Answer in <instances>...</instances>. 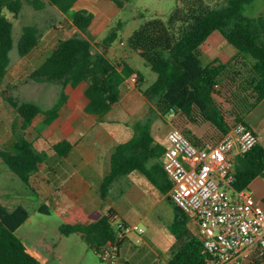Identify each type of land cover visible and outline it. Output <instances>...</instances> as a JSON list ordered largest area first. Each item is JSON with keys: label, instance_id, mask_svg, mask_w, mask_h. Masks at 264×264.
Returning a JSON list of instances; mask_svg holds the SVG:
<instances>
[{"label": "trees", "instance_id": "1", "mask_svg": "<svg viewBox=\"0 0 264 264\" xmlns=\"http://www.w3.org/2000/svg\"><path fill=\"white\" fill-rule=\"evenodd\" d=\"M79 0H0V85L4 82L16 48L24 57L40 42L41 33L36 25L23 28L18 39L14 23L5 10L17 18L28 4L37 11L48 5L57 7L67 15L79 33L58 41L51 54L30 75L34 82H48L62 86L59 102L45 110L34 102L20 101L11 92L12 86L1 92L5 102L11 105L21 118V129L26 131L39 115L50 126L59 117L68 99L65 90L77 88L86 82L84 111L104 118L120 101V89L133 75L137 76L139 90L152 104V109L168 118L174 110L178 129L199 149L208 150L237 124L244 123L249 114L264 104V16L251 17L245 8L256 0H178V5L167 21L154 18L146 21L129 37L126 45L138 53L149 65L157 78L147 88L141 87L144 74L128 62L111 59L107 54L94 53V37L89 29L95 15L82 9L70 13ZM120 9L131 0H110ZM221 35L235 49L228 62L215 59L203 65L202 46L214 32ZM112 32L104 44L110 48L117 39ZM53 151L66 156L71 149L68 140L51 145ZM165 148L157 143L149 131L140 125L133 137L120 144L112 160V170L104 179L100 193L106 200L112 183L120 176L138 170L167 193L172 182L163 163L157 160ZM2 161L28 186L41 165L49 159L46 150H38L28 138L20 137L10 148L0 149ZM158 170L162 184L150 169ZM264 177V146L258 143L251 151L237 157L233 187L248 189L258 177ZM175 219L170 230L175 237L169 264H203L206 255L199 235L192 234L187 223L189 216L175 203ZM264 205V199H263ZM50 213L49 207H40ZM115 212L97 209L92 212L75 207L62 215L60 232L69 237L79 234L82 240L97 254L100 249L114 242L121 249L130 239L118 237L114 225ZM29 219L23 206L9 210L0 203V264H44L29 253L17 236L19 228ZM122 264H134L124 261ZM251 264H264V246L252 256Z\"/></svg>", "mask_w": 264, "mask_h": 264}, {"label": "rangeland", "instance_id": "2", "mask_svg": "<svg viewBox=\"0 0 264 264\" xmlns=\"http://www.w3.org/2000/svg\"><path fill=\"white\" fill-rule=\"evenodd\" d=\"M177 5L178 0H131L125 8L120 9L110 0H79L70 13L87 9L95 15L93 25L89 29V34L94 37V53L102 51L104 40L112 32H117V39L111 44L107 55L113 60H120L125 53L130 54L129 64L140 70L147 78V81L141 84L145 89L155 81L157 75L138 53L129 49L126 43L134 31L146 21L154 18L167 21ZM5 14L14 23V34L17 39L23 28L28 25H36L40 30L41 38L39 45L28 55L20 56L16 48L11 53L12 61L8 74L0 85V149L10 148L24 136L32 141L38 150H46L50 158L47 163L41 165L40 171L34 174L30 186L26 185L0 158V203L9 210H14L18 206L28 210L29 219L16 234L27 247L55 245V251L47 255L48 264H106L98 259L93 249L79 234L66 237L60 232L62 215L70 204L66 202L64 205L61 204L63 200H59L53 192L55 187L51 168L55 167V152L51 142L57 141L60 133L66 128L59 125L48 127L43 122L44 116L39 115L30 128L22 131L21 118L14 108L4 101L1 94L8 85H11L12 95L16 99L34 102L45 110L51 109L59 102L62 86L48 82H34L30 75L51 54L59 40L78 34L79 30L67 15L52 5L37 11L30 5L24 4L17 18L7 10ZM245 14L251 17L264 16V0H256L253 5L247 6ZM202 51V61L205 66L216 57H220L219 61L224 62L222 55L236 53V49L218 31L210 35L202 46ZM135 79L136 81L131 82V87L137 94L135 107L125 110L123 105H119L113 112L112 118L125 121L127 124L140 122L149 128L154 125L164 134H167L173 126L177 127L174 119L169 121L166 116L154 111L150 102L138 95L140 84L137 76ZM70 92L73 94L76 91L70 90ZM250 120L249 117L248 121ZM160 198L162 199V196H159ZM170 201L169 197L160 202L146 197L138 203L136 210L144 215L147 214V217L139 222L146 233L139 235L150 237L158 234L159 231L167 232L166 228L175 216L174 205ZM43 205L49 207V214L40 211ZM136 242L140 243V240L137 238ZM128 244L131 246V242Z\"/></svg>", "mask_w": 264, "mask_h": 264}, {"label": "crops", "instance_id": "3", "mask_svg": "<svg viewBox=\"0 0 264 264\" xmlns=\"http://www.w3.org/2000/svg\"><path fill=\"white\" fill-rule=\"evenodd\" d=\"M108 52L109 48L104 45L103 50L99 53L107 54ZM222 56L225 59L224 62H228L233 55L230 52ZM130 57V54L125 53L120 57L122 59L116 60L130 63ZM219 58L216 57L215 59L219 60ZM135 76L130 77L121 87L119 103L104 118L85 113L83 99L84 93L88 88L86 82L81 83L77 88H66L67 102L62 107L59 117L52 124L60 127L64 126L66 130H63L59 135V139L51 142V145L64 140H68L71 144V149L66 156H60L54 151L55 167L51 168V170H53V185L55 187L53 192L56 194L55 196L59 197V200H63L61 204L64 205L65 202L70 204L67 210L79 206L88 212L97 209H104L105 212L113 210L115 212L114 225L119 222L127 225H139L140 220L145 219L147 214L139 213L136 207L146 197L153 198L157 202L164 200L166 197L170 198V190L167 193H162L159 187L138 170L118 177L112 183L106 200L101 197V185L112 170L113 155L117 147L122 143L128 142L139 128V125L145 131H149L155 141L162 145L165 150L168 146V133L159 132L157 126L151 125V128H149V126L142 125L140 122L127 124L125 121L112 118L113 112L119 105H123L125 110L135 107V96L137 94L134 93L131 87L132 78ZM144 81H147L146 76H144ZM70 90H75L76 92L71 94ZM138 91V95H141L147 101L143 93L140 90ZM249 115L246 122L258 136L259 143L264 146V104L258 105ZM249 117L251 118L250 121H248ZM163 154L157 160L161 164L163 163ZM155 162V160L150 162V169L158 177L159 185H164L159 176L160 174H158L159 171L152 168ZM47 181L49 182L50 180L48 179ZM248 191L256 203L263 204L264 177L256 178L249 186ZM159 196H162V199H159ZM49 197H51V194ZM170 202L174 203L172 200ZM189 218L187 223L188 230L194 235H199L198 222L191 217ZM172 223L167 226V232L159 231L158 234L150 237L131 234L128 237L131 246L128 244L129 242L123 245L119 264L124 261H131L134 264H169L175 244V237L170 230ZM145 233L144 230L142 234ZM137 238L140 243L136 242ZM55 249V245L51 246L49 244L45 246L29 245L27 247L28 252L44 264L49 263L47 255L54 252ZM243 264H251V261Z\"/></svg>", "mask_w": 264, "mask_h": 264}, {"label": "built area", "instance_id": "4", "mask_svg": "<svg viewBox=\"0 0 264 264\" xmlns=\"http://www.w3.org/2000/svg\"><path fill=\"white\" fill-rule=\"evenodd\" d=\"M136 81L135 77L132 78ZM172 110L168 120L172 121ZM163 167L172 182L171 200L199 224L206 255L203 264H243L264 246V205L253 200L248 189L236 190L237 157L251 151L259 139L244 123L235 125L211 149L197 148L177 127L168 132ZM120 239L142 234L139 225L119 222ZM106 264H119L117 243L97 253Z\"/></svg>", "mask_w": 264, "mask_h": 264}]
</instances>
